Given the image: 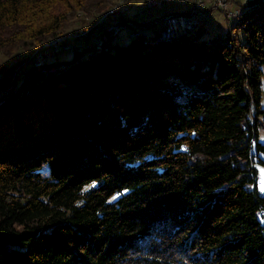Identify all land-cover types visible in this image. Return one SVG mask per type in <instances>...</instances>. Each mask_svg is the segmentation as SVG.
Here are the masks:
<instances>
[{
  "label": "trees",
  "instance_id": "1",
  "mask_svg": "<svg viewBox=\"0 0 264 264\" xmlns=\"http://www.w3.org/2000/svg\"><path fill=\"white\" fill-rule=\"evenodd\" d=\"M119 2L0 0V52ZM249 6L233 47L139 38L28 68L0 98V264H264V0Z\"/></svg>",
  "mask_w": 264,
  "mask_h": 264
},
{
  "label": "rangeland",
  "instance_id": "2",
  "mask_svg": "<svg viewBox=\"0 0 264 264\" xmlns=\"http://www.w3.org/2000/svg\"><path fill=\"white\" fill-rule=\"evenodd\" d=\"M252 1L253 0H234L233 4L231 5V10L237 12V19L230 18L224 12L219 10L211 11L207 15L205 14V17L207 16V18L204 19V16H202L203 21L201 22L203 23L197 32L198 36H200L204 40L213 41H216L217 38L219 39L221 35L226 36L228 37L227 41L230 43V46L233 47L237 42H239L240 40L242 41L244 32L240 28V24L243 22V19H241V17L244 16V12H251L250 10L252 9V7H250L249 5ZM192 3L193 0H177L173 2H165L161 7H148L144 0H120V2L116 6L111 8L114 9V11L117 8L115 15L108 19V21H104L105 17H107V14L111 15V13H108L109 10H111L109 9L107 13L100 17V20L97 22L99 23L97 27L96 22H91V20L89 19H86L85 21L87 22L86 26H88V28H85L82 23L74 22L72 23V25L68 26L65 31L57 34L58 36L56 35V37L54 36V38L48 39L47 41L41 43L38 47L19 49L12 55H4L2 52H0V72H6L7 70H9L12 73L8 88H6L5 90L3 89L2 91L0 90V98H3L7 92L12 91V89L20 83L22 77L25 74L29 73L28 68H41L40 66L36 65L38 57L43 51L50 49V46L48 49L47 46L53 44L55 40L60 36L69 35V38L66 39V42L74 43L75 46L77 43L78 46L72 52H59V54L55 56L56 58L59 57V60L71 59L75 51L84 47L88 48L89 50L87 52L88 56H93L101 52H108L101 51L93 54L89 48V45L93 42L97 43L101 33L109 25L113 24L121 26L119 25V23H127V25H130L128 27H141L145 35L155 37L162 29V18L165 15L186 12L191 8ZM88 21H90L91 23H88ZM262 23L263 20H260L258 24L261 25ZM128 27L123 28L117 36H114L111 39L110 43L112 46H126L132 41V38L129 37L130 28ZM144 40L147 41V39H143V41ZM56 46L57 45L55 44V46L53 47ZM55 57L52 59H47L45 63L55 60ZM56 71H58V67L50 70V72ZM1 77L2 76L0 74V79ZM262 104L264 106V94L262 98ZM259 133L261 139L264 140V128H260ZM258 188L261 193L264 194V167L260 168Z\"/></svg>",
  "mask_w": 264,
  "mask_h": 264
},
{
  "label": "built area",
  "instance_id": "3",
  "mask_svg": "<svg viewBox=\"0 0 264 264\" xmlns=\"http://www.w3.org/2000/svg\"><path fill=\"white\" fill-rule=\"evenodd\" d=\"M148 7L158 6L161 7L165 2H173L177 0H144ZM187 1V0H178ZM234 0H193L191 8L186 12L167 14L164 16L162 22L161 32L155 38L146 36L140 30H133L129 33V37L132 39H139V37H146L151 39H163L172 36L182 35L188 33V30L193 26V24L198 23V21H203L202 16L205 17L211 11L219 10L224 12L228 17L237 19V12L231 10V5ZM121 26H111L109 25L99 36L97 43L93 42L89 45L91 51H109L112 49L111 39L116 36L118 32L122 29ZM77 47L64 49L62 51H51L46 55L45 58L38 61L37 66L42 67L47 59H52L59 54V52L68 51L72 52ZM56 58V57H55Z\"/></svg>",
  "mask_w": 264,
  "mask_h": 264
},
{
  "label": "bare ground",
  "instance_id": "4",
  "mask_svg": "<svg viewBox=\"0 0 264 264\" xmlns=\"http://www.w3.org/2000/svg\"><path fill=\"white\" fill-rule=\"evenodd\" d=\"M109 13H113V10L109 11ZM240 19V18H239ZM203 22L201 21H198V23H195L193 24V26L188 30V33H185V34H182V35H177V36H172V37H169V38H163V39H151V38H146V37H139V38H144V39H147V40H156L157 42H168V41H173V40H176L177 38L181 37V36H185V35H193L195 33L198 32V30L200 29L201 25H202ZM238 23V22H237ZM111 26H118V25H111ZM244 27V26H243ZM69 38V35H65V36H60L58 37L55 42L51 45H48L47 46V49L49 48L50 46V49L48 50H45V51H41L42 53L40 54V56L38 57V60L36 62V65L38 64V61L40 59H43L46 57V55H48V53H50L51 51H62L64 49H68V48H73V47H77V43H76V46L74 45V43H67L66 42V39ZM220 39L222 42L226 41V36H220ZM147 42V41H145ZM51 43V42H50ZM55 44L57 45L56 47H53L55 46ZM53 45V46H52ZM52 47V48H51ZM93 54L96 53L97 51H91ZM34 65V64H33ZM35 65V66H36Z\"/></svg>",
  "mask_w": 264,
  "mask_h": 264
},
{
  "label": "water",
  "instance_id": "5",
  "mask_svg": "<svg viewBox=\"0 0 264 264\" xmlns=\"http://www.w3.org/2000/svg\"><path fill=\"white\" fill-rule=\"evenodd\" d=\"M163 19H164V17L162 18V22H163ZM115 24H117V23H115ZM119 24L122 25L123 28H125V26H124L123 23H119ZM112 25H113V24H112ZM123 28H122V29H123ZM122 29H121V30H122ZM121 30H120V31H121ZM133 30H140V31L143 32V30L141 29V27H138V26H132V27L130 28V32L133 31ZM120 31H119V32H120ZM119 32H118V34H119ZM130 32H129V33H130ZM160 32H161V31H160ZM160 32H159V33H160ZM143 33H144V32H143ZM159 33H158V34H159ZM118 34H117V35H118ZM158 34H157V35H158ZM117 35H116V36H117ZM157 35H156L155 37H157ZM146 36H149V35H146ZM149 37H151V36H149ZM155 37H151V38H155ZM112 38H113V37H112Z\"/></svg>",
  "mask_w": 264,
  "mask_h": 264
}]
</instances>
